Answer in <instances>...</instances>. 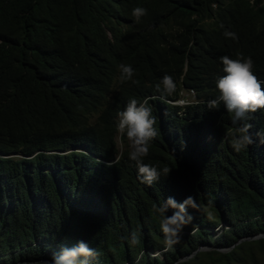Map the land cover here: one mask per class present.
Returning <instances> with one entry per match:
<instances>
[{
    "label": "trees",
    "instance_id": "obj_1",
    "mask_svg": "<svg viewBox=\"0 0 264 264\" xmlns=\"http://www.w3.org/2000/svg\"><path fill=\"white\" fill-rule=\"evenodd\" d=\"M239 54L264 82V0H0V264L81 240L100 252L90 264H264V109L238 122L255 143L236 152L234 114L208 108L220 57ZM166 74L171 95L157 91ZM133 98L157 120L143 162L172 169L151 186L117 131ZM169 196L196 207L166 250L153 206Z\"/></svg>",
    "mask_w": 264,
    "mask_h": 264
},
{
    "label": "clouds",
    "instance_id": "obj_2",
    "mask_svg": "<svg viewBox=\"0 0 264 264\" xmlns=\"http://www.w3.org/2000/svg\"><path fill=\"white\" fill-rule=\"evenodd\" d=\"M147 14V9L144 7L137 6L132 9V16L136 23H140L141 18ZM221 27L224 26L221 25ZM223 34L226 38L238 39L236 33L232 31L225 30ZM220 61L224 74L216 80L219 95L208 103V108L211 110L218 109L222 103L229 113L234 114L232 123L237 125L240 121H246L249 113L264 109V82L254 74V62L251 57H244L243 54H239L236 59H233L225 55L220 57ZM119 68L122 83L129 80L138 83V81L133 80L135 69L131 65L121 64ZM175 90L176 83L167 74L162 77L161 83L157 85V91H163L167 95H171ZM179 103H183V100H180ZM156 123V117L153 115L147 99L138 103L133 98L119 113L117 125L118 133L121 136L126 135L131 142L129 158L135 161L138 166V178L148 186L158 181L162 174L167 176L172 171L168 167L158 170L157 167L143 162L144 158L149 155L151 142L158 135ZM252 127L251 123H239L230 134V143L236 152L245 150L255 143L250 132ZM257 135L259 136V134ZM260 143L264 144V136H260ZM153 207L161 217L160 227L164 234L166 250H169L179 242L183 227L192 220L187 210L188 207L195 208L196 204L192 197H186L183 201L177 202L175 197L169 196L161 205L158 207L154 205ZM169 209L174 210L170 216L166 215ZM132 242L133 244L139 243L136 233L132 234ZM99 255V251L90 248L87 242L81 240L72 247H62L58 253H53L51 260H45L42 264H90V260Z\"/></svg>",
    "mask_w": 264,
    "mask_h": 264
},
{
    "label": "rangeland",
    "instance_id": "obj_3",
    "mask_svg": "<svg viewBox=\"0 0 264 264\" xmlns=\"http://www.w3.org/2000/svg\"><path fill=\"white\" fill-rule=\"evenodd\" d=\"M182 95L185 97V100L190 99V98L192 97V94H191L190 92H183ZM118 144H119V146L121 145L119 141H118ZM217 229H218V228H215L214 230H217ZM206 248H208V247H204V249H206ZM152 255H153V256H159V257L162 258L161 254L158 253V252H155V253H153Z\"/></svg>",
    "mask_w": 264,
    "mask_h": 264
},
{
    "label": "water",
    "instance_id": "obj_4",
    "mask_svg": "<svg viewBox=\"0 0 264 264\" xmlns=\"http://www.w3.org/2000/svg\"><path fill=\"white\" fill-rule=\"evenodd\" d=\"M258 236H260V234L255 235V236H252V237H249V239L256 238V237H258ZM204 247H206V246H200L197 250H203ZM220 250H226V249H224V248H220ZM182 259H183V258H181V259H179V260H182Z\"/></svg>",
    "mask_w": 264,
    "mask_h": 264
},
{
    "label": "built area",
    "instance_id": "obj_5",
    "mask_svg": "<svg viewBox=\"0 0 264 264\" xmlns=\"http://www.w3.org/2000/svg\"><path fill=\"white\" fill-rule=\"evenodd\" d=\"M190 92L193 93V90H191Z\"/></svg>",
    "mask_w": 264,
    "mask_h": 264
}]
</instances>
